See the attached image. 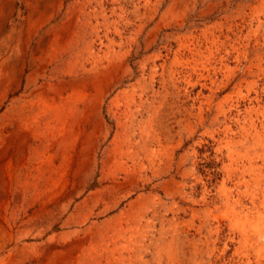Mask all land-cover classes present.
Listing matches in <instances>:
<instances>
[{
	"label": "rangeland",
	"instance_id": "1",
	"mask_svg": "<svg viewBox=\"0 0 264 264\" xmlns=\"http://www.w3.org/2000/svg\"><path fill=\"white\" fill-rule=\"evenodd\" d=\"M90 2L73 21L57 0L28 21L23 1L0 0V264H234L246 253L264 264V239L250 248L229 225L255 186L238 185V149H251L243 132L264 112V0L166 1L152 21L136 13L138 0H122L123 10L107 1L110 29ZM212 32L221 37L209 48ZM75 45L82 52L70 55ZM40 94L76 102L64 132L42 117Z\"/></svg>",
	"mask_w": 264,
	"mask_h": 264
},
{
	"label": "bare ground",
	"instance_id": "2",
	"mask_svg": "<svg viewBox=\"0 0 264 264\" xmlns=\"http://www.w3.org/2000/svg\"><path fill=\"white\" fill-rule=\"evenodd\" d=\"M23 1V4L25 6V10H26V16L23 18V19H27L28 21H30L31 19H33L34 17L36 16H39L43 11L47 10V8L49 7L50 3H52L53 1L55 0H21ZM58 2L60 1L61 2V5L62 7L64 6V3H62V1H69V0H57ZM94 2H96V5H98L99 7V12L101 15H102V19H103V24L106 29L109 28V24H108V21H107V18H108V6H106L107 1H110V4H114V6L116 4H118L120 6V9H124V7L122 6V0H93ZM166 1H175V2H178V3H181L179 2L180 0H138V3L136 4L135 6V11L136 13H140V10H144L146 11L145 14H147L146 17H148L149 21H152L154 17H156L160 10L162 9L163 5L165 4ZM183 1V4L184 5V9L185 8H188L189 4L191 5H195L197 3V0H181ZM133 2V0H132ZM212 2V1H211ZM229 3V0H226V4ZM238 3V2H237ZM84 4H87L89 5L90 7L93 8V2H90V0H71L69 1V4L65 5L63 8V13H62V16L64 19H66L67 21H73L74 19V16L78 13V12H81V9L83 7ZM109 4V5H110ZM174 4V3H173ZM217 3H210L207 7V10L212 12L214 9H216L219 5L221 7V11L222 10H226V7H229V5L227 6H223L224 4H222V2H219V4ZM85 5V6H87ZM171 5V4H170ZM176 5V3H175ZM7 7H8V3H7ZM113 7V6H112ZM111 7V8H112ZM177 7V6H175ZM181 10H182V7H180ZM14 9V7H13ZM178 9V8H177ZM65 10V11H64ZM110 10V9H109ZM54 11V10H53ZM93 11V10H92ZM115 8L111 10V12L109 11V13L111 14H114L115 13ZM186 11V10H185ZM121 12V10H120ZM7 13V12H6ZM13 13V12H12ZM59 13L61 14V12L59 11ZM94 13V14H93ZM95 13L96 11L94 12H91L89 14L90 18L93 16H95ZM166 13H167V10L164 12V15L161 16L159 22L161 23V21H165L164 20V17L166 18ZM237 13V12H236ZM181 14V13H180ZM22 15V14H21ZM140 15H143V14H140ZM238 15V14H237ZM86 16V15H85ZM135 16V15H134ZM234 16V15H233ZM232 16V17H233ZM55 17V16H54ZM60 17V15L58 16ZM81 17V16H79ZM137 17V16H136ZM143 17V16H142ZM141 17V18H142ZM145 17V16H144ZM229 17V16H228ZM8 19V17H6ZM139 18V19H141ZM184 18V17H183ZM225 18V17H224ZM262 18V17H261ZM5 18L2 17L0 18V26H2V24L4 23V20ZM86 19V18H85ZM147 19V20H148ZM155 19V18H154ZM229 19V18H228ZM227 20V19H226ZM230 23L231 21L233 22V18H230L229 19ZM23 21V20H22ZM186 21V20H185ZM83 22V21H82ZM89 22H87L88 24ZM148 23V22H147ZM155 23V22H154ZM163 23V22H162ZM168 23V22H167ZM167 23H164V24H167ZM55 22H52L50 24V27H49V30L50 31H54L56 25ZM91 24V23H90ZM88 24V25H90ZM159 24V23H158ZM228 24V22H227ZM235 23H231L229 26H228V30L225 31L224 33V39L230 43H232L231 41H233L231 39V37L233 36H236V34L234 32H238V28H233V26ZM62 25V24H61ZM60 25V26H61ZM86 25V23H85ZM84 25V26H85ZM21 26V24H20ZM59 26V27H60ZM79 26V25H78ZM166 26V25H165ZM237 26V25H236ZM75 27H77L75 25ZM138 29L142 30L144 28L143 24H137ZM151 27V25H150ZM65 28V27H64ZM82 28V27H81ZM86 28V27H85ZM98 28V27H97ZM18 27H13L12 30H17ZM60 29V28H59ZM77 29V28H75ZM79 29V28H78ZM110 29V28H109ZM64 30V29H63ZM115 30V29H114ZM157 30V29H155ZM85 31V30H84ZM139 31V30H137ZM143 31V30H142ZM160 31V30H159ZM222 31V30H221ZM118 32V31H116ZM214 32V30H213ZM212 32V33H213ZM61 33V31H60ZM66 33V32H65ZM168 33V32H167ZM189 33V32H188ZM215 33V32H214ZM212 34L211 36H207L205 38V43L208 45L209 42H210V47L209 48H212L213 47V44L217 45V41L220 40V37L221 35L219 36H215V34ZM140 34V32L138 33ZM210 34V33H209ZM220 34L223 35L222 32H220ZM149 35V34H147ZM73 36V35H72ZM78 36V35H77ZM84 36V35H83ZM34 37V36H33ZM47 38V37H45ZM78 38H81V36ZM26 39V38H25ZM223 39V38H222ZM145 40V39H144ZM225 40L223 42H225ZM254 40V39H253ZM153 41V40H152ZM169 41V40H168ZM26 42V41H25ZM25 42H22V43H25ZM36 42V41H35ZM75 42V41H74ZM31 43V42H30ZM43 43V42H42ZM69 43V42H68ZM100 43L103 44V40L101 39L100 40ZM108 43V42H107ZM133 43V42H132ZM33 44V43H32ZM72 44V43H71ZM84 44V43H83ZM225 44V43H224ZM236 45V44H235ZM76 46V45H75ZM85 46V45H84ZM89 46L91 47V49H93V45L92 44H89ZM181 47H186V50L189 52V54L191 55L192 58L194 57H203V52L201 50V47L200 46H195V44L191 47H188L187 45H182L180 44ZM224 46V45H223ZM228 46V45H227ZM232 46V45H231ZM243 46V45H242ZM241 46V47H242ZM251 46V45H250ZM73 47V46H72ZM81 47V46H80ZM205 47V46H204ZM36 48V47H35ZM219 48V47H218ZM77 49V46L72 48L69 52L70 55H72L74 53V51ZM90 49V50H91ZM95 49V48H94ZM151 49V48H150ZM235 49V48H234ZM254 49V48H253ZM32 50V49H30ZM38 50V49H37ZM78 50V49H77ZM209 50V49H208ZM33 51V50H32ZM81 49H79L77 51L80 52ZM152 51V50H151ZM218 51V50H217ZM82 52V51H81ZM124 52V51H123ZM225 52V51H224ZM36 53V52H35ZM220 53V52H219ZM84 54V53H83ZM176 55H179L178 54V51L176 52ZM209 55L210 56H213V52H209ZM218 55V54H217ZM58 56V55H57ZM61 56V55H60ZM78 56V55H77ZM84 56V55H83ZM82 56V57H83ZM89 56V55H88ZM215 56V55H214ZM223 56H224V53H223ZM222 56V57H223ZM230 57V56H229ZM121 58V57H120ZM0 59H1V56H0ZM27 60V59H26ZM29 60V59H28ZM53 60V59H52ZM70 60V59H69ZM73 60V59H71ZM194 60V59H193ZM149 61V60H148ZM220 61V60H219ZM29 62V61H28ZM31 62V61H30ZM62 62V61H61ZM71 62V61H70ZM105 62V61H104ZM208 62V61H206ZM218 62V61H217ZM221 62V61H220ZM219 62V63H220ZM12 63V62H11ZM49 63V62H48ZM215 63V62H214ZM222 63V62H221ZM226 63V62H225ZM248 63V62H247ZM95 64V63H94ZM196 64V63H195ZM125 65V64H124ZM152 65V64H151ZM59 66V65H58ZM223 66V65H222ZM1 67V66H0ZM29 67V66H28ZM64 67V65H63ZM62 67V68H63ZM139 67V66H138ZM214 67V66H213ZM219 67V66H218ZM247 67V66H246ZM59 68L61 69V67L59 66ZM110 68V67H109ZM27 70V69H26ZM50 70V69H49ZM53 70V69H51ZM50 70V71H51ZM57 70V69H56ZM64 70V69H63ZM136 70V69H135ZM217 70V69H216ZM228 70V69H227ZM248 70V69H247ZM261 70V69H260ZM38 71V70H37ZM215 71V70H214ZM12 72V71H11ZM161 72V71H160ZM189 72V71H188ZM187 71H184V75L183 77H185V81L189 78V75L187 76ZM216 72V71H215ZM39 73V72H38ZM70 73V72H69ZM143 73V72H142ZM165 73V72H164ZM191 74V72H190ZM20 75V74H19ZM172 75V74H171ZM45 76V75H44ZM41 77V76H40ZM43 77V76H42ZM39 78V77H38ZM232 79V78H231ZM54 80V79H53ZM86 80V79H85ZM28 81V80H27ZM52 81V80H51ZM117 81V80H116ZM190 81V80H188ZM255 81V80H254ZM261 81V80H260ZM21 83V82H20ZM31 83V82H30ZM47 83V82H46ZM68 83V82H67ZM80 83V82H79ZM35 84V83H34ZM33 84V85H34ZM45 84V83H44ZM66 84V83H65ZM82 84V83H81ZM9 85V84H8ZM83 85V84H82ZM29 86V85H28ZM42 86V85H41ZM50 86V85H49ZM58 86V85H57ZM75 86V85H74ZM77 86V85H76ZM150 86V85H149ZM202 86V85H201ZM38 87V86H37ZM36 87V88H37ZM59 87V86H58ZM4 87V83H2L1 79H0V92L3 90ZM44 88H47V87H44ZM62 88V87H61ZM87 88V87H86ZM39 89V88H38ZM65 89V88H64ZM82 89V88H81ZM110 89V88H109ZM27 90V89H26ZM43 90V89H42ZM51 90V89H50ZM84 90V89H83ZM250 90V88H249ZM69 91V90H68ZM131 91V90H130ZM148 91V90H147ZM32 92V90H31ZM51 92V91H50ZM116 92V91H115ZM16 93V92H15ZM49 93V91L47 92ZM53 93V92H52ZM62 93V92H60ZM211 93V92H210ZM2 94V93H1ZM30 94V93H29ZM46 94V93H45ZM170 94V93H169ZM47 95V94H46ZM54 95V94H53ZM23 96V95H22ZM76 96V95H75ZM29 97V96H28ZM37 97V96H36ZM77 97L78 98H81L82 97V94H77ZM76 97V98H77ZM89 97V95H88ZM115 97V96H114ZM178 97V96H177ZM229 97V96H228ZM25 98V97H24ZM77 98V99H78ZM208 98V97H207ZM39 99V100H38ZM38 102L40 103V113L42 115L43 118H45V120H49L48 117H55V119H58L61 127H59L61 129V131L66 127V116L67 115H72V117H78V113L76 114L75 112H77V107H76V102L72 103L71 101L67 102V103H63V102H60V103H55L54 101H50L48 99L47 96H45L44 94H40L39 98H38ZM59 99V98H58ZM98 99V98H96ZM19 100V99H18ZM33 100V99H31ZM57 100V99H56ZM60 100V99H59ZM87 100V99H86ZM92 100V99H91ZM108 100V99H107ZM13 101V100H12ZM15 101V100H14ZM13 101V102H14ZM63 101V100H62ZM79 101V100H78ZM77 101V102H78ZM82 101V100H81ZM97 101V100H96ZM145 101V100H144ZM235 101V100H234ZM2 102V101H1ZM27 102V101H26ZM130 102V101H129ZM139 102V101H138ZM21 103V102H20ZM80 103V102H79ZM82 103V102H81ZM140 103V102H139ZM170 103V102H169ZM17 104V103H16ZM36 104V102H35ZM161 104V103H160ZM221 104V103H220ZM235 104V103H234ZM1 105V104H0ZM26 106L30 107L32 106V102H27L26 103ZM39 106V104H38ZM218 106V105H217ZM137 107V106H136ZM234 107V106H233ZM10 108V107H9ZM20 108V107H19ZM18 108V109H19ZM36 108V107H35ZM35 108H31V109H35ZM83 108V106H82ZM11 109V108H10ZM23 109V108H22ZM144 109V108H143ZM223 109V108H222ZM7 111V110H6ZM36 111V110H35ZM8 112V111H7ZM7 112L5 114H7ZM15 112V111H14ZM143 112V111H142ZM249 112V111H248ZM252 112V111H251ZM11 113V111L9 112ZM32 113V112H31ZM76 114L75 116H73L74 114ZM261 118L262 120L260 119V117H258L256 120H251V127L244 130L243 132V136L245 137L246 140H248L249 137L250 142L253 143V145H251V149L247 152L246 150L244 152H241L239 149H238V157L241 159V161H238L240 164V168H238V185L239 187L240 186H249L251 185V182H253L255 184V186H253L254 188V191L253 192H246V200L248 201V203L245 205V207L243 206V202L240 203L238 197H239V193L240 191H238V194L236 195L237 198L233 197V195H225L226 197V200H227V204L229 205V202L231 201H234V203L236 205H238V203H240L239 205V209L240 210H243V211H236V208H233V215H232V218L230 216V220H229V225L231 226L230 230H231V233H230V237H231V240L232 239H236L237 237H241L246 243H248L249 247L250 248H253L256 244H258L259 241H261L262 239H264V172L262 171L263 169V166H264V155L262 154H258V151L257 149L258 148H264V112L261 111ZM30 114V113H29ZM36 114V113H35ZM259 114V113H258ZM2 115V114H1ZM16 115V113H15ZM48 115V116H46ZM80 116V114H79ZM165 116V115H164ZM259 116V115H258ZM51 117V118H52ZM30 118V117H29ZM71 118V117H70ZM17 119V118H16ZM21 119V118H19ZM18 119V121H19ZM24 119V118H22ZM21 119V120H22ZM244 119V118H243ZM3 120V119H2ZM30 120V119H29ZM33 120V119H32ZM37 120V119H35ZM39 120V118H38ZM41 120V119H40ZM40 120L38 122V124L40 123ZM44 120V121H45ZM72 120V119H71ZM78 120V119H77ZM76 120V121H77ZM166 120V119H165ZM182 120V119H181ZM75 121V122H76ZM199 121V120H198ZM248 121V120H247ZM24 122V121H23ZM26 122H27V119H26ZM34 122V121H33ZM52 122V121H51ZM70 122V121H69ZM68 122V123H69ZM73 122V120H72ZM47 123V122H46ZM74 123V122H73ZM14 124V123H13ZM24 124V123H23ZM52 124V123H51ZM76 124V123H75ZM22 125V124H21ZM32 125V124H31ZM36 125V124H35ZM50 125V124H49ZM59 125V124H58ZM77 125V124H76ZM202 125V124H201ZM15 126V125H13ZM25 126H27L25 124ZM33 126V125H32ZM51 126V125H50ZM65 126V127H64ZM69 126V125H68ZM218 126V125H217ZM19 127V126H18ZM40 127V126H39ZM57 127V126H56ZM78 127V126H77ZM179 127V126H178ZM26 128V127H25ZM36 128V127H35ZM45 128V127H44ZM69 128V127H68ZM30 129V128H29ZM43 129V128H42ZM3 130V129H2ZM14 130V129H13ZM35 130V129H34ZM51 130V129H50ZM53 130V129H52ZM77 130V129H76ZM133 130V129H132ZM225 130V129H224ZM223 130V131H224ZM56 131V130H55ZM19 132V131H18ZM29 132V131H28ZM32 132V131H31ZM36 132V130H35ZM41 132V131H40ZM64 132V131H62ZM67 132V131H66ZM229 131L227 130V133ZM39 133V132H38ZM37 133V134H38ZM54 133V132H53ZM53 133L51 135H53ZM72 134V132H69ZM16 134V133H15ZM32 134V133H31ZM36 134V133H35ZM50 134V133H49ZM58 134V133H57ZM56 134V135H57ZM62 134V133H61ZM60 134V135H61ZM170 134V133H169ZM29 135V134H28ZM27 135V136H28ZM33 135V134H32ZM69 135V134H68ZM67 135V136H68ZM153 135V134H152ZM167 135V134H165ZM230 135V134H229ZM15 136V135H14ZM23 136V135H22ZM36 136V135H35ZM47 136V135H46ZM67 136H65L67 138ZM144 136V135H143ZM232 136V135H231ZM238 136V135H237ZM16 137V136H15ZM38 137V136H37ZM54 137V136H53ZM58 137V136H57ZM224 137V136H223ZM230 137V136H229ZM39 138V137H38ZM36 139V138H35ZM42 139V138H40ZM60 139V138H59ZM230 139V138H229ZM44 140V139H43ZM55 140V139H54ZM40 141V140H39ZM244 141V140H243ZM44 142V141H43ZM46 142V141H45ZM221 142V141H220ZM55 143V142H54ZM65 143V142H64ZM67 144V143H66ZM220 144V143H219ZM47 145V144H46ZM59 145V144H58ZM224 145L225 147H229L228 149H230V142H228L227 140L224 141ZM44 146V145H43ZM224 147V146H223ZM42 149V148H41ZM119 149V148H118ZM117 149V150H118ZM218 149V148H217ZM26 150V149H24ZM115 150V149H114ZM221 150H223V148H221ZM45 151V150H44ZM59 151V149H58ZM220 151V150H219ZM4 152V150H3ZM118 152V151H117ZM221 152V151H220ZM233 152V150H232ZM109 153V152H108ZM235 153V152H234ZM233 153V155H235ZM118 154V153H117ZM223 154V153H221ZM193 155V154H192ZM115 156V155H114ZM186 156V155H185ZM225 156V155H224ZM126 157V156H125ZM226 157V156H225ZM137 158V157H136ZM185 158V157H184ZM230 159V158H229ZM237 159V158H236ZM243 159V160H242ZM150 161V160H149ZM261 162V165L259 164ZM111 163V162H110ZM182 164V163H181ZM226 165V164H225ZM234 170V169H233ZM232 170V171H233ZM228 172V171H227ZM234 175V174H233ZM249 177L251 179V181H247L246 177ZM235 178V177H234ZM242 186V187H243ZM238 187V188H239ZM245 188V187H244ZM249 191H252V190H249ZM223 193V192H222ZM243 195V194H242ZM245 196V195H244ZM245 196V197H246ZM155 199V198H154ZM241 199V198H240ZM179 205V204H178ZM137 206V205H136ZM178 207V206H177ZM108 210V209H107ZM169 210V209H168ZM152 215V214H151ZM227 215V214H226ZM204 216V215H203ZM224 216V215H223ZM119 217V216H118ZM206 217V216H205ZM228 217V216H227ZM68 221V220H67ZM112 221V220H111ZM116 221V220H115ZM118 221V220H117ZM134 223V222H133ZM151 223V222H150ZM66 225V224H65ZM119 225V223H118ZM137 225V224H136ZM139 227V226H138ZM160 229V228H159ZM74 232V231H73ZM78 233V232H77ZM136 234V233H135ZM74 239V238H73ZM58 240V239H57ZM75 240V239H74ZM78 241V240H77ZM91 241V239H90ZM95 242V241H94ZM93 242V243H94ZM137 242V241H136ZM79 243V241H78ZM92 243V244H93ZM72 244V243H71ZM74 244V243H73ZM115 244V243H114ZM111 245V246H108L104 252H103V255H104V258L106 256H108V253L111 252V257H114V254L116 252V247L115 245ZM196 244V243H195ZM94 245V244H93ZM245 245V244H244ZM88 246V245H87ZM79 247V246H78ZM99 247V246H97ZM134 248V246H133ZM86 249V248H85ZM72 250V249H71ZM100 250V249H98ZM135 250V249H134ZM248 250V249H246ZM83 252V251H82ZM71 253V252H70ZM89 253V252H88ZM99 253V252H98ZM194 253V252H193ZM86 255V254H85ZM93 255V253L91 254ZM117 255V254H116ZM76 256V255H75ZM89 256V255H88ZM95 256V254L93 255ZM109 256V257H110ZM77 257V256H76ZM100 256H98V258H100ZM78 258V257H77ZM89 258V257H88ZM93 258V257H92ZM91 258V259H92ZM108 259V258H107ZM106 259V260H107ZM113 259V258H112ZM221 259V258H220ZM84 260V259H83ZM88 260V259H87ZM90 260V259H89ZM100 260V259H99ZM105 260V259H104ZM105 260V261H106ZM182 260V258H181ZM78 261V260H77ZM127 261V260H126ZM88 262V261H87ZM113 262V260H112ZM111 262V263H112ZM92 263V262H91ZM99 263V262H98ZM128 263V262H127ZM134 263V262H133ZM251 262H249V256H248V253H246V255H244V257L238 259V262H234V264H250ZM107 264V263H106Z\"/></svg>",
	"mask_w": 264,
	"mask_h": 264
}]
</instances>
